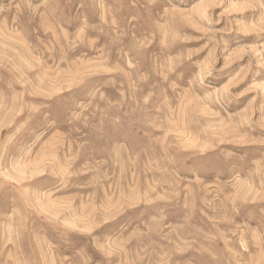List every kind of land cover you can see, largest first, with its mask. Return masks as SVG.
I'll return each mask as SVG.
<instances>
[{
	"label": "rangeland",
	"instance_id": "1",
	"mask_svg": "<svg viewBox=\"0 0 264 264\" xmlns=\"http://www.w3.org/2000/svg\"><path fill=\"white\" fill-rule=\"evenodd\" d=\"M0 264H264V0H0Z\"/></svg>",
	"mask_w": 264,
	"mask_h": 264
}]
</instances>
